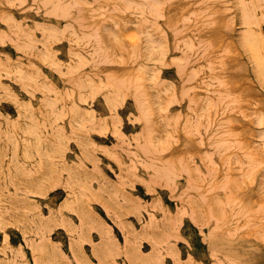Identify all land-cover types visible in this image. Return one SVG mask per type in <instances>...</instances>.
<instances>
[{"label":"rangeland","instance_id":"1","mask_svg":"<svg viewBox=\"0 0 264 264\" xmlns=\"http://www.w3.org/2000/svg\"><path fill=\"white\" fill-rule=\"evenodd\" d=\"M263 60L264 0H0V264H264Z\"/></svg>","mask_w":264,"mask_h":264},{"label":"bare ground","instance_id":"2","mask_svg":"<svg viewBox=\"0 0 264 264\" xmlns=\"http://www.w3.org/2000/svg\"><path fill=\"white\" fill-rule=\"evenodd\" d=\"M244 6H245V5H244ZM247 10H248V9H247ZM249 12H250V11H249ZM248 18H249V17H248ZM248 18H247V20H248ZM251 19H252V18H251ZM248 21H249V20H248ZM260 21H261V20H260ZM257 23H259V21H258ZM248 34H249V33H248ZM258 37H259V36H258ZM245 38H246V37H245ZM250 38H252V37H250ZM254 39H255V38H254ZM246 40H249V38L246 39ZM258 40H259V42H260V39H258ZM251 41H253V39H251ZM251 41L249 40V42H247V41H246V42H247V43H250ZM246 42H245V43H246ZM253 42H254V41H253ZM255 42H256V41H255ZM255 42H254V43H255ZM254 43H253V44H254ZM255 45H256V44H255ZM255 45H254V46H255ZM247 46H249V45H247ZM258 46H259V45H258ZM248 48H249V47H248ZM250 49H252L251 46H250ZM250 49H249V50H250ZM256 49H257V48H256ZM260 50H261V49H260ZM260 50H258V52H259ZM254 51H255V50H254ZM256 51H257V50H256ZM256 51H255V52H256ZM255 52H253V53H255ZM260 53H261V52H260ZM257 54H258V53H257ZM256 58H257V57H256ZM258 58H259V56H258ZM259 60H261V59H259ZM261 61H262V60H261ZM259 63H260V62H259ZM259 63H257V64H259ZM262 63H264V60H263ZM262 65H263V64H262ZM259 68H260V66H259ZM261 69H263V68H261ZM263 71H264V70H263Z\"/></svg>","mask_w":264,"mask_h":264}]
</instances>
